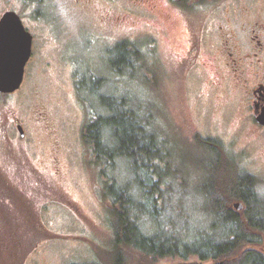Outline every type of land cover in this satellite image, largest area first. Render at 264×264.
Masks as SVG:
<instances>
[{"label":"rangeland","instance_id":"1","mask_svg":"<svg viewBox=\"0 0 264 264\" xmlns=\"http://www.w3.org/2000/svg\"><path fill=\"white\" fill-rule=\"evenodd\" d=\"M4 1L0 0V5ZM222 7L236 13L238 25L252 22L264 28V0H203L201 4L205 12ZM244 8L248 11L246 18L239 14ZM162 9L157 20L147 19L126 27L102 26L92 15L65 4H56L53 27L23 16L25 28L34 37L32 56L20 89L0 105L10 112H0V119L5 121L8 115L10 120L17 118L27 125L38 112L46 114L49 129L44 132L30 127L33 142L26 154L33 168L57 185L64 200L56 202L47 196L34 200L17 166L13 167L14 180L7 176L0 153V178L11 191L7 192L0 183V200L7 201L0 203V229L8 231L14 225L22 240V247L2 264H111L113 218L111 202L104 197L107 176L125 184L133 194L138 183L125 161L117 159L110 172L85 143L87 122L103 112L99 94L118 95L137 105L139 114L150 122V129L159 132L154 131L164 141L163 151L172 173L169 183L173 188L181 187L182 179L185 183L186 194L178 198L183 209L201 206V200L192 192H199L203 164L216 158L206 146L198 144L201 140L221 144L231 158L228 167L235 165L237 173L253 176L258 195L264 197V129L252 120L243 95L226 86V82L212 85L216 79L210 69L201 76H175L178 57L188 38V23L177 11ZM45 18L51 19V14ZM122 41L136 44L144 57L152 54L150 47L156 42L155 60L145 58L144 63H133L121 74L114 73L109 59L114 46ZM241 42L246 45L245 38ZM54 157L59 161V177L53 176L54 166L58 167ZM139 175L143 176L142 172ZM172 205H176L175 198ZM178 226L185 227L183 218L178 220ZM143 227L146 232L152 231L149 222ZM253 248L264 257L262 243ZM155 264L213 262L191 257L165 258Z\"/></svg>","mask_w":264,"mask_h":264},{"label":"trees","instance_id":"2","mask_svg":"<svg viewBox=\"0 0 264 264\" xmlns=\"http://www.w3.org/2000/svg\"><path fill=\"white\" fill-rule=\"evenodd\" d=\"M145 58L136 44L122 41L112 50L110 69L119 75L133 63H144ZM97 99L103 112L87 122L85 143L110 172L117 159L125 161L138 183L133 194L125 184L107 176L104 197L111 202L113 218L111 264H155L165 258L191 257L213 264H264L263 255L253 248L259 243L264 245V197L258 195L253 176L237 173L235 165L228 167L231 158L221 144L198 141L216 158L203 164L199 192H192L201 200V208L185 210L178 204L180 194H186L185 183L180 180L179 188L169 183L172 173L163 151L164 141L155 133L159 132L152 131L150 122L139 114L138 106L125 98L99 94ZM233 201H241L244 210L234 211L230 207ZM181 218L184 228L178 226ZM145 222L152 225L151 232L144 230ZM18 237L14 225L8 231L0 229V264L22 247Z\"/></svg>","mask_w":264,"mask_h":264},{"label":"flooded vegetation","instance_id":"3","mask_svg":"<svg viewBox=\"0 0 264 264\" xmlns=\"http://www.w3.org/2000/svg\"><path fill=\"white\" fill-rule=\"evenodd\" d=\"M56 4H65L72 10L88 13L102 26L117 27L143 23L147 19L157 20L163 7L168 12L175 10L188 23V38L178 57L179 65L174 70L175 76L186 79L195 75L201 76L210 69L216 79L212 82L213 86L220 81L226 82V86L243 95V101L251 110L253 121L256 113H260L264 106V28H258L259 24L252 22L238 25L236 13L226 12L223 10L225 7L216 12H205L201 10L203 0H5L0 5V17L12 11L19 16L22 24L25 16L33 21L39 20L43 26L53 27L56 20L52 14H55ZM46 14H51V19H46ZM239 14L246 18L248 11L244 8ZM243 38L246 40L245 46L241 42ZM33 40L32 35V42ZM155 48L156 42H152V54L147 55L148 60H155ZM9 96L11 94H0V105ZM4 109L5 107L0 106L1 113H10ZM44 115L46 114L38 112L36 119L30 120L27 125L20 123L17 118L10 120L8 115L5 116V121L0 119V153L7 176L14 180L13 167L17 166L24 182L30 186L33 199L38 201L47 196L60 202L59 200H64V196L57 185L33 168L26 154V149L31 148L33 142L29 133L30 127L34 126L44 132L49 129ZM259 128L264 129L261 126ZM56 154L57 151H54V155ZM53 162L59 167L54 166L53 176L59 177L60 165L57 157H54ZM0 183L7 192H11L1 178ZM0 203L5 204L7 201L0 200Z\"/></svg>","mask_w":264,"mask_h":264},{"label":"water","instance_id":"4","mask_svg":"<svg viewBox=\"0 0 264 264\" xmlns=\"http://www.w3.org/2000/svg\"><path fill=\"white\" fill-rule=\"evenodd\" d=\"M32 35L24 28L19 16L6 12L0 17V94L8 95L20 89L24 69L31 57ZM255 122L264 127V106L256 113ZM230 207L240 213L244 210L241 201Z\"/></svg>","mask_w":264,"mask_h":264}]
</instances>
